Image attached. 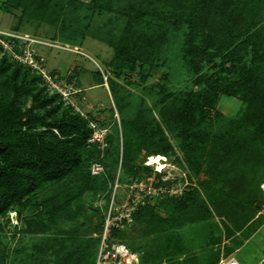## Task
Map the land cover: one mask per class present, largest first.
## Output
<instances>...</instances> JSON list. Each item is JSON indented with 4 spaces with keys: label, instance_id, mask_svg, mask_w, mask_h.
I'll return each mask as SVG.
<instances>
[{
    "label": "trees",
    "instance_id": "16d2710c",
    "mask_svg": "<svg viewBox=\"0 0 264 264\" xmlns=\"http://www.w3.org/2000/svg\"><path fill=\"white\" fill-rule=\"evenodd\" d=\"M0 9L11 15L21 12L18 29L24 21L54 26L59 31L53 41L64 43H75L86 30L93 38L115 49L109 64L112 72L103 75L99 71L95 77L97 84L109 89L121 116L123 140L119 171L120 153L118 145L113 147V128L104 140L103 158L99 144L89 143L94 132L90 123L99 122L100 110H96L98 114L89 112L83 116L59 92L49 90L41 73L15 60L0 44V220L15 212L18 221L24 222L23 229L15 225L10 239H15L17 234L48 231L49 222L56 220L75 221L84 209L85 195L102 187L107 205L95 207L87 219L89 222L98 219L91 230L96 232V239L76 238L72 234L75 231L71 230L72 233H58L51 241L56 264H96L116 179L121 184L125 181L124 175L133 174L135 181L129 185L139 182L142 171L165 163L164 156L178 167H185L167 133L178 136L182 159L191 173L206 170L211 178L200 182L202 191L189 185L180 197L162 195L154 202L150 199L138 205L131 226L111 228L110 243H124L128 231L140 224L144 226V238L154 234L165 236L162 242L156 243L154 252L142 250V246L129 247L139 255L141 264H161L164 258L167 264H177L171 260L183 254L180 244L184 246V240L177 233L181 224H186L182 213L196 207L201 211L197 220L212 217L210 203L237 229L248 222V216L237 202L250 205L258 199L257 194L264 197V192L254 186L264 176V0H6ZM83 11L88 12L84 16L88 19L84 31L77 27ZM104 13L115 14L118 21H124L120 33L111 28L105 30L108 24L92 32L91 21ZM113 23L120 29L111 19L110 24ZM182 28L187 31L183 53L190 68L196 74L206 75L203 73L206 62L219 58L216 67H221L222 73L214 75L232 78L206 80L201 76L199 81L206 80L205 86L182 95L170 93L165 87L157 95L153 89H144L139 95L130 92L119 79L122 74L135 71L140 63L157 68L167 59L172 32ZM0 38L14 41V50L19 52V40L5 35ZM223 95L242 97L244 109L224 132L212 137L199 133V119L204 121L207 110L214 108ZM126 111L132 115L127 117ZM143 153V163L149 157L151 167L138 162ZM94 162L105 166L104 173L91 174ZM239 164L245 172L238 178L234 175L229 178V171ZM155 175L158 181L152 180L158 187L163 184L162 175L159 172ZM218 183L222 186H215ZM236 188L239 199L235 198ZM162 206L166 207L167 216L157 212ZM114 209L113 205L112 215L116 212ZM27 211L30 214L24 215ZM225 226L228 236L231 235L233 230ZM3 229L0 222V230ZM1 233L3 241L6 233ZM252 233L250 228L249 237ZM220 241V236H210L209 243ZM219 254L217 251L208 257V264H216ZM1 256L5 262V253Z\"/></svg>",
    "mask_w": 264,
    "mask_h": 264
},
{
    "label": "rangeland",
    "instance_id": "374dc122",
    "mask_svg": "<svg viewBox=\"0 0 264 264\" xmlns=\"http://www.w3.org/2000/svg\"><path fill=\"white\" fill-rule=\"evenodd\" d=\"M5 1L6 0H0V4ZM87 13L88 12L83 11L80 14V22L77 27H81L82 30L88 23V19L84 18ZM20 15V11H15V13L11 15L0 9V31L11 34L15 33L22 38H26L24 40L26 41V44H22L24 49L33 48L35 53H38L40 57L44 58L45 69L50 74L47 76L52 78L50 81H52L54 85L57 84L61 90L67 92L68 94V91L71 90L72 86L75 91L80 89V91H82L81 94H72L69 96V101L75 103L77 108H82L85 114H88L89 112L98 114L96 110H100V115L98 116L100 120L98 121H104L105 124L102 125V123L92 121L94 124L98 123L97 125L101 130L98 132H101L100 138L102 140L96 142L99 144L100 152L102 153L100 157L103 158V149L106 147L103 137L109 136L113 128L115 130L113 147L114 145H118L119 147L120 154L118 170L120 171L123 148L120 122L121 116L114 107V101L110 95L109 89L107 86L98 84L96 87L89 89L86 88V91H84V87L82 86V78L86 79L87 77H93L95 81H97L95 75L99 71L104 73L103 75H108V72H112L109 68V64L115 55V49L103 42H100L98 39L93 38L86 30L82 33L84 36L80 35L75 43H64L60 40L53 41L54 35L57 33V30L59 31V29L54 26L52 27L49 25H41L37 22L29 23L24 21L18 29L17 27L20 23ZM111 19L118 23L117 26L120 27V29H116V24H110ZM105 24H108L107 29L105 30H109L111 28L117 33H120L121 29H123L124 21H118L117 16L112 13L96 15L91 21L92 32L105 26ZM15 30H17V32ZM186 32V28L172 32L171 39L168 40L167 45V59L157 68H150L149 66L140 63L135 71L131 70L124 72L119 78L120 81L126 84V87L130 90V92L135 93L136 95L141 94V91L144 89H153V93L157 95V93H159V89L164 87L170 93L182 95L187 91L200 90L205 86L206 80L210 77L231 79V75H214L222 73V68L216 67L217 63H220L219 58L206 62L203 69V73L206 75L196 74L190 68L183 53V49L186 45ZM49 43L53 46H49ZM6 50L12 57L11 52L8 49ZM227 66L228 65L225 67ZM201 76H203L206 80L203 82L199 81ZM70 85L71 87H68ZM49 90L51 92H58L55 88L52 89L49 87ZM147 99L149 104H151V100L149 98ZM244 107L245 103L242 97H229L223 95L218 99L214 108L207 110V118L204 121H200L199 119L197 124L199 133L212 137L215 134L224 132L229 127L231 121L239 116ZM154 114L158 116L155 109ZM131 115L132 112L126 111L127 117H130ZM167 135L175 148L177 157H179L180 161L184 164V166H186L182 159L184 158L183 151H181L178 136H175L172 133H167ZM113 150L115 151V148H113ZM164 157L167 167L160 171L162 175L160 180L165 183V188L167 186L170 190H172V187L176 189L181 182V168L178 167L173 160L170 159L168 161V158L166 156ZM174 157L175 156L172 158L174 159ZM144 158L145 154L143 153L138 159V162L141 165L144 164L146 166H150L148 161L149 157L146 159V163H143ZM102 166L103 171L100 174L105 171V166L103 164ZM223 167L225 166L223 165ZM234 169L229 171V178L233 175L235 178H238L240 173L242 175L245 172V169L241 164L235 165ZM156 172L155 168H152L150 171H142V180H139V182L143 181V183L148 182V184H150L153 182V178L158 181L159 178L155 175ZM216 173L218 172H215V174ZM190 174V180L193 182L192 187L197 188L200 191H202L200 182L211 178L210 175L206 174V170H203L198 174L194 172L191 173L190 171ZM124 177V183L120 184L118 182V178L113 183V193L108 204V212L111 207H113V202H115L114 206L117 207L114 209L116 211L115 213L121 212L122 208L120 207V204L129 194V184L132 183V180L135 181L133 174H127L124 175ZM135 183H138V181L133 184ZM215 186H222V183H218ZM254 186H257L259 190L264 192V176L259 177L256 185ZM103 190L104 189L102 187L97 188V192H90L85 195L82 202L84 209L82 214H80L75 221L56 220V222L53 221L54 224H52L53 222H49V227H47L48 231L36 232L33 234L28 233L25 235L17 234L15 239H10L15 225H18V229L20 230L23 229L24 222L20 220L18 221V216L15 212H11L6 218H1L0 222L1 225H4V229L0 230V232L6 233V236H2L3 241L0 240V259L2 257L1 255L5 253L6 260L5 262H2L1 259L0 264H21L24 261L28 264H56L57 258L52 253L53 243L51 241L58 233H72L71 230H74L75 232L72 234L77 236L76 238H88L92 241L96 239V232L94 233L91 230L94 225L98 224V219L94 218L91 222L87 221V219L89 215L95 211V207L105 208L107 205L106 193ZM116 191L117 199L114 201L116 198ZM161 193H163V196H169L172 192L170 191L169 193L164 189V192ZM235 194V198L239 199L238 196L240 193L237 188L235 189ZM202 195L206 199L205 192H202ZM163 196L160 195L159 197ZM156 198L158 197H153L151 202H154ZM257 198L258 199L250 205L242 201L237 202L238 205L242 206L240 209L243 211V214L248 216V222L240 229L234 227V225L230 223L227 216L224 214L219 215L210 203L209 208L212 211V217L197 220L201 217V211L196 210V207L182 213V220L185 221L184 224H186H181L182 226L177 230V233L182 236L184 240V246L180 244L183 254L173 256L171 261H175L177 264H208V257L212 254L214 255V253H217L218 251L220 254L219 260L216 264H218L222 259L230 257L235 258L240 264H264V197L257 194ZM75 207L77 206L75 205ZM28 212L29 211H27L24 215L30 214ZM157 212L162 216H167V209L165 206L158 208ZM239 212L240 211L236 212V215H238ZM249 216H251V218H249ZM8 221L9 223H7ZM46 223H48V221ZM225 225H228L233 230V233L229 236ZM250 228H252L253 233L249 237L250 233L248 234V230ZM143 232L144 226L136 224L128 231V237L125 238L124 244L128 247L142 246V250L154 252L156 250V243L162 242L165 236L154 234L144 238L142 236ZM211 235H214V237L220 236L221 241L216 244L209 243ZM228 249L232 250L227 253ZM161 264H167V258H164L161 261Z\"/></svg>",
    "mask_w": 264,
    "mask_h": 264
},
{
    "label": "built area",
    "instance_id": "2783aa9c",
    "mask_svg": "<svg viewBox=\"0 0 264 264\" xmlns=\"http://www.w3.org/2000/svg\"><path fill=\"white\" fill-rule=\"evenodd\" d=\"M0 35L13 37L19 40V48H20L19 52H16L14 50V43H15L14 41L9 42L5 39L0 38V44L5 49H8L11 52L12 57L15 60L25 65H28L32 69L37 70L39 73H41V75H43L44 79L46 80L48 87L52 89L55 88L62 95L63 100L66 101V103L72 105L83 116L86 115L83 112L82 108H77L75 103L69 101V96H71L72 94H81L82 91H80V89H77L78 91H75L73 90V86L71 87L70 85L68 87H71V90L68 91L69 92L68 94L67 92L61 90L57 84L54 85V83L50 81V79L52 78L50 76H47L50 74L45 69L44 58L40 57L38 53H35V50L33 48L24 49V46L22 44L23 43L24 45L26 44V41H24L26 38H22L15 33L11 34L2 31H0ZM51 45L52 44L49 43V46ZM104 78H105V82L107 83V77L104 76ZM90 125L93 128L94 132L92 138L89 140V143L93 144L95 142L101 141L102 140L100 138L101 132L100 133L98 132L101 130L99 129L98 125L94 124L93 122H91ZM105 138L106 137L104 136L103 140H105ZM102 171H103L102 164L97 162L92 164L91 172L93 175H98ZM180 171L182 172L181 182L176 189L172 187V190H170L169 187L167 186L165 188V183L156 187L153 184V182L148 184V182L143 183V181L129 186L130 189L129 194L125 199H123V202L120 204V207L122 208L121 212L112 215L111 212L113 207H111V209L109 210L96 264H141L139 255L131 251L126 244H124L123 242L110 243L111 228L116 227L119 229H123L127 226H131L134 222L133 213L135 209L138 207V205L145 204L148 200L152 199L155 196L159 197L160 195H163V193L161 192H164V189L169 193L170 191L172 192L170 193L169 196H174V195L178 197L182 196L184 190L189 185H192V182L189 181L191 174L186 166L183 169L181 168ZM113 205L114 202L112 203V206ZM218 264H240V263L235 258L230 257V258L222 259Z\"/></svg>",
    "mask_w": 264,
    "mask_h": 264
},
{
    "label": "crops",
    "instance_id": "0c3cea01",
    "mask_svg": "<svg viewBox=\"0 0 264 264\" xmlns=\"http://www.w3.org/2000/svg\"><path fill=\"white\" fill-rule=\"evenodd\" d=\"M82 81H83L82 82V86L84 87L83 88L84 91H86V88L89 89V88H92V87H96V85H98L93 77H90V78L87 77L86 79L82 78ZM189 181L192 182L190 179H189ZM125 228H123V229H125Z\"/></svg>",
    "mask_w": 264,
    "mask_h": 264
},
{
    "label": "bare ground",
    "instance_id": "6f19581e",
    "mask_svg": "<svg viewBox=\"0 0 264 264\" xmlns=\"http://www.w3.org/2000/svg\"><path fill=\"white\" fill-rule=\"evenodd\" d=\"M167 165L164 162L158 163L154 168L157 172H160L161 170L165 169Z\"/></svg>",
    "mask_w": 264,
    "mask_h": 264
}]
</instances>
